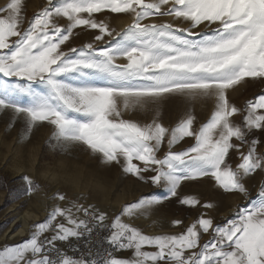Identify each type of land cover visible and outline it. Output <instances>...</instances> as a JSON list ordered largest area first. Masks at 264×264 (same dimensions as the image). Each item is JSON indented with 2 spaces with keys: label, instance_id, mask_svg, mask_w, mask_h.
<instances>
[{
  "label": "snow or ice",
  "instance_id": "snow-or-ice-1",
  "mask_svg": "<svg viewBox=\"0 0 264 264\" xmlns=\"http://www.w3.org/2000/svg\"><path fill=\"white\" fill-rule=\"evenodd\" d=\"M113 14L131 22L117 28ZM78 29L98 34L65 50ZM249 78L264 81V0H46L31 17L26 0H8L0 7V115L8 129L20 123L23 143L46 122L49 150L82 148L167 195L143 194L111 222L92 204H54L27 239L0 245V264H264V182L223 224L201 213L181 232L149 234L129 222L162 226L152 217L171 198L216 206L181 195L186 182L208 178L249 197L246 180L264 181V93L243 106L230 96ZM172 102L182 112L169 126L163 112ZM197 104L212 106L203 122ZM186 139L192 143L179 148ZM20 187L18 198L43 190L28 174ZM125 251L130 256L118 255Z\"/></svg>",
  "mask_w": 264,
  "mask_h": 264
},
{
  "label": "rangeland",
  "instance_id": "rangeland-1",
  "mask_svg": "<svg viewBox=\"0 0 264 264\" xmlns=\"http://www.w3.org/2000/svg\"><path fill=\"white\" fill-rule=\"evenodd\" d=\"M7 2L8 0H0V7L6 5ZM26 2L27 14L31 17L34 12L38 11L39 8L46 3V0H26ZM122 16L130 17L126 14H113L111 23L116 26L114 22V19H116L115 17L118 18ZM157 20L172 21V18L158 17ZM61 22L65 23L66 21ZM173 22L180 24L182 27L187 26L180 21ZM77 31H80V35L74 36L67 45L62 46L65 50L68 47L79 46L89 42L93 39L94 35L98 34L97 30L81 31L78 29ZM262 93H264V81L252 82L249 78L247 84L238 86L236 91L230 93V96L238 106H243L247 99H253ZM211 107L212 106L209 104L202 110L200 104L196 105L195 111L198 116V122H203L206 119V116L210 113ZM181 112L182 105L179 102L169 103L166 105L163 112V122L169 126L174 125L181 115ZM236 119L239 120L240 117L238 116ZM9 122L10 120L7 114L0 115V190L7 192L5 203L0 205V213L8 211L10 208L13 209L11 217H7L5 221L0 222V242L5 240L6 236L4 233L10 225V229L14 233L22 229L23 232H28L26 234H29L30 225L35 222L43 221L48 215L49 207L57 203L60 204V206H69L71 201L78 200L80 203L85 204V206L89 204L95 205L108 214V222H111V219L119 213L126 203L135 201L143 194H154L159 197L167 195L166 190L156 188L151 183L140 181L131 174H125L122 168L116 164L103 166L100 163L99 157L90 154L82 148L76 149L72 155L49 150L46 146V141L51 135L53 128L46 122L35 129L30 139L23 143L20 142L21 124L17 123L13 125L11 129H8L7 125ZM191 143L192 141L190 139H186L178 147L184 148ZM37 150L38 159L33 168L31 161L33 157L37 155ZM230 156L234 164L239 162L238 157L234 153H231ZM64 157H72L81 162L87 160V168L93 170L95 175H86L85 179H94L107 186L114 187L115 191L111 202H102L91 192L83 196H81V194H73L72 191L63 184L46 181L39 175V173L43 171L46 161L56 162ZM24 174H28L35 178V180L43 186V190L31 196L18 198V195L22 191L20 185L21 177ZM149 175H151V173H149ZM262 182L264 181H262L261 175L259 174H253L251 179L246 180V185L250 193L249 197H245L240 193H224L223 190L217 188L214 181L208 178L186 182L180 189L181 195H198L202 204L205 202H213L216 206L213 209H204L199 205L192 208L180 205L177 198H171L157 206L152 217V219H158L159 224L162 226H150L151 220L143 217L130 220L129 222H133L138 226H143L152 232L159 230H179L181 232L185 227L195 221L201 213H205L206 216H211L213 218L214 223L223 224L227 218L232 217L234 212L238 211L241 207L249 206V201L257 198ZM57 193L64 194L66 199L64 201H59L58 199L53 200L52 196ZM19 214H25L26 221L19 217L20 220L15 223L14 220L18 218ZM79 216L83 218V213H80ZM175 219H180L183 222L182 226L172 225L171 222ZM58 220L62 221V218H58ZM25 224H27L26 227ZM205 238L208 239L207 236H205L204 239Z\"/></svg>",
  "mask_w": 264,
  "mask_h": 264
},
{
  "label": "clouds",
  "instance_id": "clouds-1",
  "mask_svg": "<svg viewBox=\"0 0 264 264\" xmlns=\"http://www.w3.org/2000/svg\"><path fill=\"white\" fill-rule=\"evenodd\" d=\"M37 159L38 150L37 155L31 161L33 168L37 163ZM39 175L46 181L63 184L73 194H86L91 192L105 203L111 202L115 191L114 187L107 186L100 181L85 179L86 175H95L93 170L87 168V160L81 162L72 157H64L56 162L46 161L44 169Z\"/></svg>",
  "mask_w": 264,
  "mask_h": 264
},
{
  "label": "crops",
  "instance_id": "crops-1",
  "mask_svg": "<svg viewBox=\"0 0 264 264\" xmlns=\"http://www.w3.org/2000/svg\"><path fill=\"white\" fill-rule=\"evenodd\" d=\"M7 199V192L6 191H4V190H0V205H3L4 203H5V200ZM12 207V206H11ZM12 212H13V209L12 208H10L8 211H4L3 213H0V222H3V221H5V219H7V217H11V215H12ZM20 215L21 214H19L18 215V218H16L15 220H14V222L16 223L17 221H19L20 219H19V217H20ZM22 221V220H21ZM22 224H23V221H22ZM23 226H24V224H23ZM147 233H149V234H158V233H160V232H168V233H178V232H180L179 230H176V231H174V230H170V231H167V230H159V231H155V232H152V231H149V230H147L145 227H143V226H141ZM11 225L9 226V234H8V238H7V234H5L4 233V235L6 236V238H5V240H2L1 242H0V245H3V244H5V243H9V244H12V243H18V242H21L22 240H24V239H27L28 238V236H29V234H26V233H28V232H23L22 231V229H20V231L19 232H13V231H11ZM22 231V232H21ZM28 231V230H27ZM11 232H13V233H11ZM10 235H12L11 237H10ZM205 239H207V238H205ZM119 256H121V257H128V256H130V252H120L119 254H118Z\"/></svg>",
  "mask_w": 264,
  "mask_h": 264
},
{
  "label": "bare ground",
  "instance_id": "bare-ground-1",
  "mask_svg": "<svg viewBox=\"0 0 264 264\" xmlns=\"http://www.w3.org/2000/svg\"><path fill=\"white\" fill-rule=\"evenodd\" d=\"M116 19H114V22H115V25H116V27L117 28H121V27H124L127 23H129L130 22V20H131V17H115ZM156 20L158 19V18H155ZM158 21V20H157ZM15 168V167H14ZM18 170V169H17ZM18 172V171H17ZM25 218H26V216H25V214H23V215H21L20 216V219H24V221H26L25 220ZM27 226V224H25V227ZM5 234H7V238L9 237L8 236V234H9V228H7V230H6V232H5ZM12 235H10V237H11Z\"/></svg>",
  "mask_w": 264,
  "mask_h": 264
},
{
  "label": "built area",
  "instance_id": "built-area-1",
  "mask_svg": "<svg viewBox=\"0 0 264 264\" xmlns=\"http://www.w3.org/2000/svg\"><path fill=\"white\" fill-rule=\"evenodd\" d=\"M101 235H106V233H101ZM73 243H76L75 241H73Z\"/></svg>",
  "mask_w": 264,
  "mask_h": 264
}]
</instances>
